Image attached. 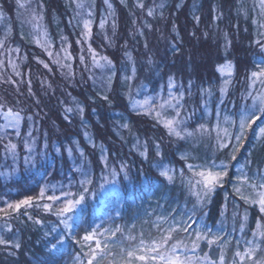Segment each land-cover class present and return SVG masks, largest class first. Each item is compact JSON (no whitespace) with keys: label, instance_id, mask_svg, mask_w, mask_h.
<instances>
[{"label":"trees","instance_id":"16d2710c","mask_svg":"<svg viewBox=\"0 0 264 264\" xmlns=\"http://www.w3.org/2000/svg\"><path fill=\"white\" fill-rule=\"evenodd\" d=\"M69 1L34 0L36 5L45 7L44 12L39 13L46 19L47 45L40 47L22 32L21 17L26 13L25 9H19L14 0H0V13L4 18L0 19V41H4V47H0V61L3 62L0 65V105H3L0 123L9 109L24 117L19 137L15 130L6 129L8 138L18 144L19 158L15 163L0 144V209L27 197H37L40 189L45 187L46 195L71 191L77 196H85L74 216L73 234L77 237L98 226L102 232L119 226L122 232L112 240L126 245L128 235L137 237V240L142 233L146 240L158 237L160 233L154 225L161 223L158 219L161 216L172 223L184 222L192 215L195 223L190 232L211 230V234H220L232 241L233 248L237 240L243 245L244 240L250 238L249 230L255 228L256 220L264 215L256 205L246 204L234 192L239 167L253 180L257 179V167L264 168V147L255 141V135L249 132L237 159L229 166L223 186L215 189L210 202L201 209L196 205L195 197L189 194L186 183L181 182L179 170L184 169L186 180L192 176L187 170L188 163L204 165L215 161L220 165L225 161L228 153L217 150L215 132L211 137L203 135L198 139L170 138L163 125L154 119V114L137 115L127 93L128 84H131L135 100L148 98L158 105L168 96V76L174 75L176 87L171 91L185 92V111L192 117L187 120L189 131L201 123L214 127L218 120L222 127H227L223 124L225 116L251 104V100L245 97L247 91L254 89H249L246 78L251 71L258 70L256 65L264 64V53L254 44L260 39L258 30L264 31L253 23L259 19L256 0H142L144 9L137 6L138 0H125V3L109 0L111 9L104 0H94L91 17L86 8L79 16L73 14V18L67 10ZM161 4L164 5L162 9L158 7ZM148 8L154 10L153 16L147 15ZM217 12L222 13L220 19H216ZM197 16L200 17L198 22L194 19ZM84 18L92 20L90 40L84 37ZM101 19L106 20L103 30L99 28ZM113 22L116 24L114 31ZM225 34L231 42L228 47ZM49 45L53 56L45 50ZM89 45L99 54L98 59L105 56L113 62L116 75L111 90L107 92L110 103L102 99L105 90L101 77L107 71L92 65ZM64 48L71 54V60L62 59ZM126 52L132 60L128 59ZM81 56L85 57L83 63ZM148 58L153 61L151 65ZM55 60L70 65V68L61 67ZM229 61L233 65L232 83L229 95L220 104L218 89L229 77L225 78L218 68ZM45 63L48 68L44 67ZM12 64L17 65L15 71ZM69 72L72 75H68ZM126 75L133 76V79L126 83L123 80ZM6 79L15 83L5 82ZM201 88L211 89L213 94L202 97ZM77 105L84 108L82 116ZM65 108L73 111L66 113ZM161 112L162 118H170V110ZM216 112L220 113L219 117ZM29 115L33 117L31 121H27ZM65 115L69 119L66 120ZM123 123L130 127H121ZM258 123L264 124V119ZM29 131L36 139L35 151L46 153L43 158L37 156L35 166L25 164L23 160L27 152L22 141L29 139ZM161 137L163 158L157 157L152 147V142ZM145 140L149 141L147 160L139 154L142 149L134 147L137 141L143 143ZM77 145L89 161L87 167L93 184L87 186L88 192H83L79 184L83 177L75 171L80 163L79 153L74 152V157H69L64 151ZM101 146L103 155L108 157L109 169H104L100 162ZM57 148L61 151L57 152ZM186 153L191 159L180 160V156ZM161 159L164 165L175 170L177 178L174 183L159 176L157 165ZM249 160L252 164L244 167ZM121 164L127 165L124 171L120 170ZM112 168L116 169L115 176L110 175ZM52 185L56 186L55 190ZM45 202L48 201H36ZM24 212L43 223L34 224L23 215ZM245 212L248 221L241 232L239 221ZM8 222L15 235L3 229L4 219H0V235L18 239L22 247L15 255H9L10 250L0 246V264H75L74 257L80 251V245L73 239L65 237L62 245L52 248L64 235L62 225L51 232L58 223L56 216L39 207H28L14 213ZM163 227L167 228L168 224ZM46 232L50 235L46 236ZM178 235L184 237L183 233ZM201 248L213 258L219 254L216 245L209 248L202 242ZM227 256L230 260V251Z\"/></svg>","mask_w":264,"mask_h":264},{"label":"snow or ice","instance_id":"6c2138e0","mask_svg":"<svg viewBox=\"0 0 264 264\" xmlns=\"http://www.w3.org/2000/svg\"><path fill=\"white\" fill-rule=\"evenodd\" d=\"M73 2L75 3L76 9L81 10L77 12L78 16L87 8L89 9L87 15L91 17L92 13L90 9L94 4V0H92L91 4H86L84 0H73ZM104 3L109 9L112 8V4L109 0H104ZM121 3H125V0H121ZM17 4L20 8L25 7V4L21 3L20 0H17ZM137 6L141 9L145 7L142 0H138ZM255 6L259 8V19L253 20V23L258 24V29H264V0H256ZM158 7L162 9L164 5L161 4ZM177 7H180V5H177ZM0 15H2V13H0ZM147 15L153 16L154 10L148 8ZM221 17L222 13L217 12L216 19H220ZM31 18L32 21H39L42 19L40 13L34 9L32 10ZM161 18H163L162 12ZM194 19L198 22L200 17L197 16L194 17ZM105 25L106 20L101 19L99 28L103 30ZM34 26L39 27L38 23ZM91 27V19L83 20L84 37L86 40H90L91 38ZM145 27L151 26L145 25ZM173 27L175 28V25H173ZM112 28L114 31L116 28L115 22L112 23ZM193 35H195V33H193ZM257 35L260 39L255 40L254 44L260 49L261 53H264V31L258 30ZM224 39L226 41V47L230 46L231 42L228 40L227 34H225ZM0 47H4V41H0ZM145 47H147V44H145ZM14 51L18 52L19 49H15ZM62 51L65 53L62 59H72L71 54L66 48L62 49ZM88 51L91 54L92 65L96 68L106 69L107 71V74L101 77L105 90L102 99L110 103V97L107 92L111 90L110 86L113 83V77L116 75L113 71V62L105 56H100L98 59L97 57L99 54L92 49L90 45ZM48 55L53 56V53L49 52ZM125 55L129 60H132L129 53L126 52ZM80 60L83 63L85 57L81 56ZM101 61L104 63L102 64ZM54 62L61 64L60 60H55ZM147 62L149 65L153 63L151 58H148ZM9 63H11V61H9ZM2 64L3 62L0 61V65ZM11 66L15 71L17 65L12 64ZM44 67L48 68L49 66L45 63ZM61 67L70 68V65L61 64ZM256 68L258 70L251 71L250 75L246 78L249 81V89H254V91H247L245 97V99L251 100V104L237 109L234 114L225 116L223 118V124L227 125V127H222L218 120L214 127H208L205 123H201L195 129L189 131L187 120L192 117L185 111V92L177 91L173 93L171 91V89L176 87L174 75L168 76V96L167 98H162L163 102L158 105L154 104L148 98H145L143 101L135 100L132 96L131 84H128L129 92L127 95L133 110L137 112V115L154 114V119L158 124L163 125L168 137L175 138L176 140L198 139L203 135L211 137L212 133L215 132L217 150H224L228 153L225 157V161H222L220 165H217L215 161L205 162L204 165H193L188 163L187 170L192 173V176L186 180L184 179V169L179 170L181 182L186 183L189 194L195 197L196 205H199L201 209L210 202L215 189L218 186H223L225 178L229 174V166L232 161L237 159V154L240 149L244 147L250 131L255 135L260 145L264 147V125L258 123L261 119H264V64H258ZM232 69L233 65L230 61L218 68V71H226V75L229 77L228 79H224L219 86L220 104H223L224 98L229 95V87L232 83L230 78L233 75ZM132 71L135 73L134 67ZM16 74L20 75L18 72ZM68 75H72V73L69 72ZM132 79L133 76L126 75L123 77L126 83ZM5 82L15 83V81L10 79H6ZM30 83L31 81H29V84ZM29 93L31 94L30 87ZM200 94L203 97L205 95L211 96L213 93L211 89L201 88ZM188 95H192L190 91ZM38 103L39 101H37V104ZM204 103L206 105L207 101L205 100ZM2 107L3 105H0V108ZM140 109L144 111L141 112L139 111ZM161 110H170V118H162ZM72 111V108H65L66 113H71ZM77 111L82 116L84 108L77 105ZM8 115L11 119L3 129H0V144L3 145L4 152L11 156L15 163L19 158V153L17 151L18 144L13 143L12 140L8 138L9 134L6 129H15V135L19 137V126L21 121L24 120V117L21 116L20 112H13L11 109H9ZM219 115L220 113L216 112V116L219 117ZM32 119L33 117L31 115L27 117V121H31ZM65 119L67 120L69 117L65 115ZM254 125L257 127L254 128ZM121 127L129 128L130 126L127 123H123ZM232 129L235 131H232ZM27 135L29 139L22 141L23 148L27 152L23 160L25 164L35 166L37 163V156L43 158L46 153H37L35 151L36 139L33 133L29 131ZM85 135H87V133H85ZM93 147H95V145H93ZM134 147L142 149L139 154L145 160L148 159V140L143 141V143L137 141V145H134ZM152 147L155 151V155L163 158V138L161 137L159 141H153ZM56 151L59 152L61 149L57 148ZM64 151L68 153L69 157H74V152L79 153L80 163L75 168V171L83 177V179L79 181L83 192H88L89 187L87 186L93 184V179L87 167L89 161L84 151L79 148V145L75 148L68 147L64 149ZM189 159H191V156L187 153L180 156V160L182 161L186 162ZM100 162L103 164L104 169H109L108 157L103 155V148ZM251 164L252 161L249 160L244 167H248ZM157 167L160 168V177L169 183L175 182L177 178L175 170L164 165L162 159ZM126 168V164H121V171H124ZM13 171H15V169H13ZM256 173L257 179L253 180L241 169V174L238 178L239 183L237 186H234V192L246 204L256 205L259 208V212L264 214V168L257 167ZM116 174L115 168L110 169V175L115 176ZM125 175H127V173H125ZM55 187V185H52L53 190H55ZM44 200L48 202L36 203V201ZM84 200L85 196L83 194L77 196L71 191L62 192L61 195H46V188L42 187L37 197H27L23 200L9 203L6 208L0 209V219H4L5 221L3 229L15 235L13 227L8 220L13 217L14 213H20L22 208L39 207L45 212L56 216L58 223L51 229V232H55L56 229L62 225L64 235L52 245V248L56 249L57 245H62L65 237L73 239L76 244L80 245V251L77 252L74 257L75 264H264V215H261L259 219L256 220L255 228L249 230L250 238H246L243 245H241L239 240L235 241L234 248L232 247V241L225 239V237L220 234H211V230L204 232L197 229L190 232L192 225L195 223L192 215L187 217V221H173L172 223H168L167 218L161 216L158 218L161 223L154 225L160 233L158 237H149L146 240L142 233L139 240H137V237L128 235L126 238L128 243L124 245L121 242L112 240L113 237H117V234L122 232L119 226L106 229L103 232L98 226L79 237L73 234L76 209ZM196 205L193 206V215H195ZM221 214L223 215V213ZM23 215H26L28 219L32 220L36 225H41L43 223L41 219H34L31 215H28L27 212H24ZM247 221L248 215L247 212H245L239 221V229L241 232H244ZM163 224H168V227L164 228ZM181 233L184 234L183 238H180L178 235ZM45 235H50V232H46ZM101 237H103V239ZM202 242L209 248L216 245L219 250L218 256L213 258L209 252H204L201 248ZM0 246H4L5 249L10 250L9 255H15L16 250L20 249L22 244L18 239L14 240L0 235ZM229 251L231 252L230 260L227 256Z\"/></svg>","mask_w":264,"mask_h":264},{"label":"rangeland","instance_id":"374dc122","mask_svg":"<svg viewBox=\"0 0 264 264\" xmlns=\"http://www.w3.org/2000/svg\"><path fill=\"white\" fill-rule=\"evenodd\" d=\"M14 1H15V3H17V0H14ZM20 2L25 4V7L22 8V10L24 11V9H25V11H26V13H24V16L21 17L22 25H23L22 32L25 34L26 37H28L27 35H29L36 45H38L40 47L46 46L47 45L45 43L46 42V38H45L46 35H45V30H44L45 29L44 28L45 27L44 20H46L45 17L41 16L42 19H40L39 21H32V18H31L32 10L34 9L37 12H44V8H45L44 5H36L34 3V0H20ZM84 2L85 3H87V2L92 3V0H84ZM67 4L69 5V7H67V10L71 12V16L73 14L81 11L79 9H76L75 3L73 2V0L69 1V3H67ZM17 7H18V4H17ZM18 8L21 9L20 7H18ZM71 18H73V16ZM0 19H4L2 17V15H0ZM85 19H89V18H84L83 20H85ZM37 23H38L39 27L34 26ZM45 50L47 53L51 52V50H52L51 45H49L48 48H45ZM219 72L225 78H227L226 71L225 72L219 71ZM2 117L3 118H2V123H0V129H3L4 126L11 119V117L8 115V113H5ZM262 125H264V124H262ZM19 128H20V126H19ZM8 129H12V128H8ZM12 130H15V129H12ZM255 141H257L256 137H255ZM239 168H238V173H237L236 179H235L236 183L234 184V186H237L239 183L238 178L240 177V174H241V169H239Z\"/></svg>","mask_w":264,"mask_h":264}]
</instances>
